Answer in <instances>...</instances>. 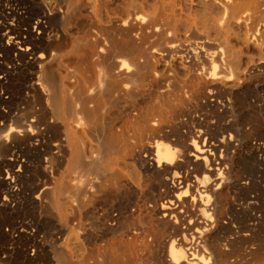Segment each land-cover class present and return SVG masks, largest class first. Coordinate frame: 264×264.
<instances>
[{"label":"bare ground","instance_id":"bare-ground-1","mask_svg":"<svg viewBox=\"0 0 264 264\" xmlns=\"http://www.w3.org/2000/svg\"><path fill=\"white\" fill-rule=\"evenodd\" d=\"M103 11L0 0V264H264V0Z\"/></svg>","mask_w":264,"mask_h":264},{"label":"rangeland","instance_id":"rangeland-1","mask_svg":"<svg viewBox=\"0 0 264 264\" xmlns=\"http://www.w3.org/2000/svg\"><path fill=\"white\" fill-rule=\"evenodd\" d=\"M125 0H102L104 5L103 19L107 20L108 15H113L115 12H118L122 9L123 3ZM190 12V11H187ZM193 14H202L203 8L201 6H194L192 8ZM237 37L232 40V44L237 48L242 50L240 63L243 67L247 65H264V55L260 53V46L255 43H250V46H247L245 41L246 38V29L245 27L236 28ZM178 66L181 68L180 63ZM72 243H76V236L72 235L70 237Z\"/></svg>","mask_w":264,"mask_h":264}]
</instances>
